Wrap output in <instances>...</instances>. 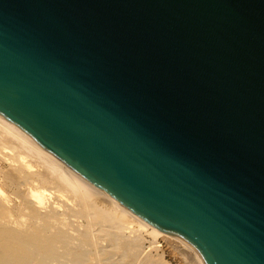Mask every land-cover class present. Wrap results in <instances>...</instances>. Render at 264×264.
Segmentation results:
<instances>
[{
    "label": "water",
    "instance_id": "water-1",
    "mask_svg": "<svg viewBox=\"0 0 264 264\" xmlns=\"http://www.w3.org/2000/svg\"><path fill=\"white\" fill-rule=\"evenodd\" d=\"M0 116L203 264H264V0H0Z\"/></svg>",
    "mask_w": 264,
    "mask_h": 264
},
{
    "label": "bare ground",
    "instance_id": "bare-ground-1",
    "mask_svg": "<svg viewBox=\"0 0 264 264\" xmlns=\"http://www.w3.org/2000/svg\"><path fill=\"white\" fill-rule=\"evenodd\" d=\"M0 159L8 185L31 204L19 222L0 195V264H151L141 251L144 236L151 245L171 239L191 264H203L192 248L136 218L1 116Z\"/></svg>",
    "mask_w": 264,
    "mask_h": 264
},
{
    "label": "rangeland",
    "instance_id": "rangeland-1",
    "mask_svg": "<svg viewBox=\"0 0 264 264\" xmlns=\"http://www.w3.org/2000/svg\"><path fill=\"white\" fill-rule=\"evenodd\" d=\"M8 172L9 168L6 162L0 159V195L4 198V201L7 202L6 209L9 216L13 217V220L23 222L30 213L31 204L20 199L15 189L8 185L7 178H5ZM48 190L52 191V188H48ZM20 192L26 191H24V188H21ZM50 194L51 196L49 199L53 200V192H50ZM75 205L77 206H74L76 209H80L78 201ZM170 240L171 239L160 238L154 245H151V239L144 236V239L141 241V251L143 253L146 252L145 255L150 259L151 264H191L185 255L179 251L180 248L177 249V247H179L178 243Z\"/></svg>",
    "mask_w": 264,
    "mask_h": 264
}]
</instances>
